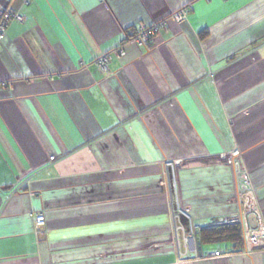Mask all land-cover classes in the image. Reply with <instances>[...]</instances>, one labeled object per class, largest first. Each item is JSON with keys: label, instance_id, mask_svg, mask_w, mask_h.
Listing matches in <instances>:
<instances>
[{"label": "crops", "instance_id": "0c3cea01", "mask_svg": "<svg viewBox=\"0 0 264 264\" xmlns=\"http://www.w3.org/2000/svg\"><path fill=\"white\" fill-rule=\"evenodd\" d=\"M6 7L26 18L0 43V264H264L197 236L243 209L239 160L264 217V0ZM95 242L119 254L75 258Z\"/></svg>", "mask_w": 264, "mask_h": 264}, {"label": "built area", "instance_id": "2783aa9c", "mask_svg": "<svg viewBox=\"0 0 264 264\" xmlns=\"http://www.w3.org/2000/svg\"><path fill=\"white\" fill-rule=\"evenodd\" d=\"M189 12V7H182L174 11L170 18L176 22H182L188 18ZM25 18L24 15L11 7L1 8L0 43L7 38V29L10 22L24 21ZM166 26L167 20L156 22L151 26L140 25L134 32L133 38L147 49H151V38L162 29L166 28ZM115 53L123 55V47L120 46L112 52L105 53L98 58L97 66L101 71H106L108 69L109 63L112 60V55ZM237 173L240 197L242 198L244 207L232 220L242 224L245 239L244 251L252 253L255 250L264 248V217L257 203L248 171L240 160ZM33 218L37 228L45 223V215L43 212L33 214ZM224 222H231V220L226 219Z\"/></svg>", "mask_w": 264, "mask_h": 264}, {"label": "trees", "instance_id": "16d2710c", "mask_svg": "<svg viewBox=\"0 0 264 264\" xmlns=\"http://www.w3.org/2000/svg\"><path fill=\"white\" fill-rule=\"evenodd\" d=\"M206 32L201 36L205 37ZM134 37V33L132 35ZM129 39L128 36L124 39ZM198 242H230L236 250L244 249V231L239 222H225L203 226L197 231ZM235 251V250H234Z\"/></svg>", "mask_w": 264, "mask_h": 264}, {"label": "rangeland", "instance_id": "374dc122", "mask_svg": "<svg viewBox=\"0 0 264 264\" xmlns=\"http://www.w3.org/2000/svg\"><path fill=\"white\" fill-rule=\"evenodd\" d=\"M109 242H111V241H109ZM105 243L108 244V241H106ZM220 243L224 244V243H226V241H223V242H220ZM107 244H101L99 246H103V245H107ZM112 244H113L114 247L118 245V244H114V243H112ZM97 245L98 244L96 242L95 243H90V244L88 243V245H84L83 246L84 248H89V249L87 251H85L86 253H84L82 255V257H75V258L82 259V260H84V259L97 260V259H102V258H107V257L108 258L116 257V255L119 254V251H116L115 248H112V249H101V250L98 251V249L96 250V248H94ZM135 250H137V249L134 248V251ZM62 262H64V260H62Z\"/></svg>", "mask_w": 264, "mask_h": 264}, {"label": "flooded vegetation", "instance_id": "af4514ba", "mask_svg": "<svg viewBox=\"0 0 264 264\" xmlns=\"http://www.w3.org/2000/svg\"><path fill=\"white\" fill-rule=\"evenodd\" d=\"M157 22H159V21H157ZM155 23H156V22H155ZM153 24H154V23H153ZM153 24H152V25H153ZM150 26H151V25H150Z\"/></svg>", "mask_w": 264, "mask_h": 264}]
</instances>
